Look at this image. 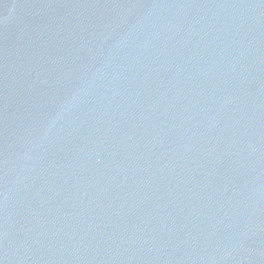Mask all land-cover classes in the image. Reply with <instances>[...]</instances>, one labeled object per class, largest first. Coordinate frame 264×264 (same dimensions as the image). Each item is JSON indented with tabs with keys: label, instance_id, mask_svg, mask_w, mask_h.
Returning a JSON list of instances; mask_svg holds the SVG:
<instances>
[{
	"label": "water",
	"instance_id": "95a60500",
	"mask_svg": "<svg viewBox=\"0 0 264 264\" xmlns=\"http://www.w3.org/2000/svg\"><path fill=\"white\" fill-rule=\"evenodd\" d=\"M0 264H264V0H0Z\"/></svg>",
	"mask_w": 264,
	"mask_h": 264
}]
</instances>
